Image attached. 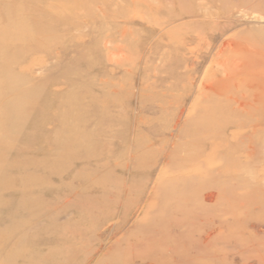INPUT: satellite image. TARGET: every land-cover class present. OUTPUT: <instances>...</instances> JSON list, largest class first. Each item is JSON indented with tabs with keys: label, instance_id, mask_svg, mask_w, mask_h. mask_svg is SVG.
Segmentation results:
<instances>
[{
	"label": "rangeland",
	"instance_id": "obj_1",
	"mask_svg": "<svg viewBox=\"0 0 264 264\" xmlns=\"http://www.w3.org/2000/svg\"><path fill=\"white\" fill-rule=\"evenodd\" d=\"M0 264H264V0H0Z\"/></svg>",
	"mask_w": 264,
	"mask_h": 264
},
{
	"label": "bare ground",
	"instance_id": "obj_2",
	"mask_svg": "<svg viewBox=\"0 0 264 264\" xmlns=\"http://www.w3.org/2000/svg\"><path fill=\"white\" fill-rule=\"evenodd\" d=\"M244 97H246V96H244ZM243 97V98H244ZM242 98V99H243ZM241 99V100H242ZM245 99L246 98H244L243 99V101L245 102ZM248 99V98H247ZM250 100V99H249ZM254 100V99H253ZM240 101V100H239ZM239 101H238V103H239ZM247 104V103H246ZM239 105L241 106L242 105V103H239ZM243 105H244V103H243ZM247 106V105H246ZM179 209L178 208H176V207H174V208H170V209H168V211H170V212H172V211H178ZM181 211V210H180ZM166 212V211H165ZM149 223V222H148ZM162 223V222H161ZM144 231H146V233L147 234H151L152 233V226L150 227L149 225H147V227H145V229H144Z\"/></svg>",
	"mask_w": 264,
	"mask_h": 264
}]
</instances>
